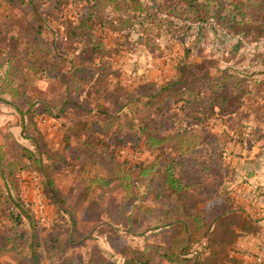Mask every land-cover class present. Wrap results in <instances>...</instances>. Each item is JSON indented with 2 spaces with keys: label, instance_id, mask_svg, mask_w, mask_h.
<instances>
[{
  "label": "trees",
  "instance_id": "16d2710c",
  "mask_svg": "<svg viewBox=\"0 0 264 264\" xmlns=\"http://www.w3.org/2000/svg\"><path fill=\"white\" fill-rule=\"evenodd\" d=\"M11 1L5 0L7 5ZM15 1L23 5L29 15L24 23L13 26L17 27L14 34H10L11 27L8 28L15 22L10 16L9 24H0V102L18 115L20 136L28 144L20 142L11 133L0 134V200H3L0 202V229L6 232L0 236V259L6 252L14 259L4 263L0 260V264H82V255L77 249H81L86 238L75 240L73 236L78 224L76 210L79 209L83 214L93 209L91 219L95 222L104 219L102 225L117 237L119 229L124 236L132 237H140L145 232L158 235L173 232L171 238L161 243L135 246L130 253L123 254L122 264H154L155 261L163 264H214L222 252L231 249H225L222 244L225 235L233 234L229 215L244 212L245 206L235 203L225 188L218 191L213 187L215 193L207 190L210 180H203L214 178L213 166L223 168L225 148L208 141L210 147L201 152L197 147L201 136L195 133V125H205L212 117L225 118L236 113L245 105L246 94L251 92L246 87L260 80L258 91L264 93V75L258 79L251 74H237L229 67L217 70L213 75L200 68V61L187 59L191 48L185 42L188 38L198 48L200 35L209 29L220 33L222 43L235 38L232 52H236L245 41L257 43L264 40V0H164L166 2L155 4L150 2L155 0ZM67 4L77 10L76 18L67 20L66 38L70 44H81V50L70 60L64 52H52L56 44L54 39L49 43L44 38L48 16L57 11H61L62 16L61 9ZM153 6L157 7L154 11ZM41 9L45 10L43 17ZM151 22L159 25L155 38L161 39L167 34L179 43L180 53L173 59L172 76L136 84L126 92L118 84L114 89L108 88L110 82L106 76L112 63L103 58L106 54L104 44L107 43L100 32L107 28L112 35L123 34L125 40L133 34L137 43L147 45L151 43L148 36L151 30L148 23ZM160 43L153 48L163 51ZM168 49L172 51L171 47ZM85 61L94 64L86 65ZM37 74L62 81L65 88L62 95H56L58 105H53L44 95V99L33 101L34 94L29 88L32 77ZM78 90L85 94L89 90L100 92L102 98H108L112 103L121 96L122 99L128 97L125 105H132L130 112L121 123H117L115 131L119 133L125 127L129 139L126 140L128 136L125 135L118 142L124 140L127 145L136 146L140 141L152 154V159L133 164L126 159L119 161V154L109 150L111 145L106 140L105 134L110 128L105 126L103 134L98 136L97 121L88 118L63 123L66 143L85 135V140H78L73 145L76 156L67 158L49 145L35 125L33 106H39L43 115L54 117L67 111H80L86 98L72 99L76 98L73 93ZM164 96L168 100L173 96V106L165 108L173 110L169 116L179 124L183 120L179 115L186 110L193 112L189 116L184 114L190 119L189 126L174 128V124L156 122L150 111L141 108L162 103ZM52 105L58 107L54 115L50 110ZM101 111L105 112L85 110L94 115ZM107 117L112 121L114 114H107ZM199 156L202 159H198ZM106 162L111 163L106 174L96 170ZM23 171L35 172L44 195L60 216V221L53 220L44 233L38 229V223L20 196L18 187ZM58 174H72L84 181L80 200L74 207L66 205V194L61 192L57 183ZM114 189L121 190L122 197L108 206L103 204L104 194ZM95 190L99 191L95 194L100 195L96 201L87 197ZM212 195L217 196L224 206L208 211L204 205ZM149 199L160 207L158 220L153 225L146 224L144 219L152 208L147 203ZM135 211H144L145 215L139 218ZM255 228L252 219H247L240 231H254ZM109 257L103 255L101 261H110ZM108 264L115 263L110 261Z\"/></svg>",
  "mask_w": 264,
  "mask_h": 264
},
{
  "label": "rangeland",
  "instance_id": "374dc122",
  "mask_svg": "<svg viewBox=\"0 0 264 264\" xmlns=\"http://www.w3.org/2000/svg\"><path fill=\"white\" fill-rule=\"evenodd\" d=\"M69 2H71V0H69ZM150 2L155 4L158 2L164 3L166 1L155 0ZM24 8L25 7L19 4L18 1L12 0L10 4L7 5L5 0H0V24H9V16L15 20L12 26H8V28L11 27L10 34H14L16 31L17 27L13 26H19L27 20L29 14L27 15V9ZM155 8L153 6V11ZM61 10L62 16L60 15L61 11L53 12V15L51 14L48 16L47 19L49 20L44 29V38H47L49 43H51L50 40L54 39L56 44H54L55 47L53 46L54 49L52 52H64L70 60L76 52L81 50V44H70L68 42L65 34L67 31L65 26L67 20L76 18L75 12L77 9H75L73 5L67 4ZM44 12L45 10H40L42 17L44 16ZM148 25H150L151 29L148 34L151 38V43L147 45H144L142 42L137 43L136 37L133 34L128 40H125L123 34L118 33L112 35L107 28L100 32V35L107 43L104 44V52L106 54L103 55V58L108 59L112 63L109 68L110 73L106 76L109 78L110 82L108 88L114 89L118 84L119 87L123 88V91L126 92V90L136 84L151 80H163L172 76L174 72L172 68L173 59L180 53L178 52L180 48L178 45L179 43L172 40L170 37L171 35L167 34H163L161 39L155 38L159 25L155 22L148 23ZM161 26L164 25L161 24ZM219 34L218 31H212L211 29L205 31L198 39V48L194 47L187 38L185 44L187 46L189 45L191 48V55H188L187 59L195 58L197 61H200V68H202V70L206 69L213 75L216 74L217 70L229 67L230 70L237 72V74H251L252 77L261 79L264 75V40H260L257 43L245 41L236 52H232L231 47L236 43L235 38L226 40V42L222 43L219 41ZM113 38L120 39L116 41ZM157 42H161L160 44L162 45L163 51H161V48H153V45H157ZM169 47L172 49L171 52L168 49ZM256 53L259 54L256 55ZM100 55L102 56V54ZM85 64L92 66L94 62L90 63L89 61H85ZM69 65L70 64H67V66ZM35 76L37 77H32V85L29 88V92L34 94L33 101L46 97L53 105H58L56 95H62L64 92L63 89L65 88L62 81L46 79L44 76L38 74ZM259 82L246 87L247 90H251V92L250 94H246L245 105L236 113L225 118H209L206 120L205 125L197 124L194 129V131H196L195 133L201 136V140H199L200 142L198 141L199 144L197 145L201 152L210 147L207 143L208 141L212 143L215 142L225 148L223 168L219 169L217 166H213L211 172L214 174V178H205L203 180V182L210 180L208 181L210 186L207 190L211 191V193H215L216 190L222 191V189L225 188L235 203L241 204L242 206L244 205L245 207H247L251 201L255 202V207L264 206V197L260 196L256 201L255 199H251L256 197L255 192L252 194L249 188H246L245 184H243L245 181L243 175L246 172H243V169H248L253 165L245 158H257V162H261L264 168V93L258 91L257 84H259ZM255 85L257 87H255ZM39 91L41 95H39ZM43 95L45 96L44 98L42 97ZM73 96L76 98L72 99L76 100L86 98V101L84 99L81 105L83 109L80 111L60 113L59 117L49 116L47 114L43 115L39 106H33L35 111L33 115L35 125L49 145L60 150L67 158L76 156L77 153L73 151V145L78 143V140H85V135L83 136L82 134L77 140L75 139L76 137L72 140L70 139L69 143H66L63 123L70 124L73 120L77 121L88 118L89 120L92 119L97 121L96 132L98 136L103 134L105 126L110 128L109 132L105 134L107 137L106 140L111 145L109 150L119 154V157H117L119 161H124L126 159L133 164L140 160L147 162L152 159V154L143 148L140 141L136 143V146L133 144L127 145L124 140L122 143L118 142V140L124 138L125 135L128 136L126 140L129 139L125 127L124 130L119 133L115 131L117 123H121L124 120V116L130 112L132 105H125L128 97L127 99H122L121 96L119 100L115 103L113 101L112 103L108 98H102L100 92H90V90L86 94L80 92V90L74 91ZM166 98V96L162 97V103L156 104L153 107L141 106V108L150 111L156 122H164L167 123V125L174 124V128H179L180 125L189 126L190 119L186 118L184 114L189 116L193 112L186 110L183 114L179 115L183 118L182 122L179 124L169 116L173 110L167 111L165 108L167 105L173 106L171 101L173 96H171L169 100ZM110 99L113 100V98ZM167 100L169 101L168 103H166ZM85 102L87 106L84 104ZM53 105L50 106V110L53 113L52 115L56 114L58 108ZM96 105L104 106V108H97ZM155 107L157 108L155 109ZM87 109L91 111L104 110L105 112L101 111L98 115H94L92 112L87 114L85 112ZM107 114H114L112 121L108 119ZM192 124L193 122L190 123V125ZM4 133H11L13 137L20 142L28 144L27 141L20 136L21 127L18 124V115L8 105L0 102V134ZM66 145H68V147H65ZM13 150H15V148ZM192 156L194 157V153ZM198 159H202V157L199 156ZM109 166H111V163L106 162L99 165L96 170L102 174H106V170ZM64 167L63 165V168ZM20 176L18 189L24 201V206L29 208L34 220L38 223V229L40 232L43 231L44 233L49 229L53 220L57 219L56 221H60V216L56 212L55 207L49 203L48 198L44 195L41 189L40 179L35 175V172L23 171L20 173ZM57 179L61 192L66 194V205L74 207L80 200V195L84 189V181L72 174H58ZM0 184H2L1 179ZM213 187L216 190H213ZM97 192L99 191H92L87 197L89 199L94 198L96 201L100 196L99 193L95 194ZM1 196L4 198V195ZM121 197V190L114 189L112 192L104 194L103 204H107L108 206ZM1 201L3 200H0V202ZM147 203L151 205L152 208H150V215H146L144 219L146 224L153 225L156 220H158L160 207L153 199H149ZM204 206L210 211L215 207L217 208V206L223 207L224 204L217 196L214 197V195H212L210 199L207 198ZM68 209L70 210V208ZM83 213V210L82 212L80 209L76 210L78 224L76 226L77 230L73 234L75 240H80V238L84 236L86 238L84 241L85 244L81 246V250H84V252L81 251L82 264H88L89 261V263L92 264H106V262L108 264L110 261H113L115 264H122L121 262L124 260L123 254L127 252L130 253L135 246L141 247L144 246V244L161 243L164 239L168 237L171 238L173 233L167 232L165 235H158L145 232L140 237H132L130 235L124 236L122 234L123 231L119 229L117 233L119 237H117L115 234L109 232V228L106 225H102L103 222H105L104 219L102 222H95L91 219V214L94 213L93 209L88 213ZM135 214L139 218L145 215L144 211L141 213L135 211ZM243 214L242 212L229 215V227L233 234H228V237L225 235V240L222 243L223 245L225 244V249L232 248L238 238V232L241 226L247 223V219H245ZM88 232L90 233L89 235ZM3 234H6V232L0 229V236ZM204 244L205 243L202 245ZM198 245L196 246L197 249L199 248ZM77 250H80V248ZM100 252H105L103 253L104 258L110 256V261H104L106 259L101 261V256L103 255ZM237 253L234 255L230 250H226V252H222V254L217 257L214 264H243V255L240 256V254L238 255ZM0 260L3 263L6 261H14L8 252L2 254ZM74 264L79 263L75 262ZM154 264L163 263L155 261Z\"/></svg>",
  "mask_w": 264,
  "mask_h": 264
},
{
  "label": "crops",
  "instance_id": "0c3cea01",
  "mask_svg": "<svg viewBox=\"0 0 264 264\" xmlns=\"http://www.w3.org/2000/svg\"><path fill=\"white\" fill-rule=\"evenodd\" d=\"M245 159L253 165H251L252 168L243 169V172L246 171L243 175L245 178L243 184H245L246 188H249L252 194L255 192L256 197L251 199H255L256 201L260 196L264 197V168L261 162H257V158L247 157ZM244 208V217L248 220L252 219V223L254 222L256 224V228L254 231H248L246 229L243 232L239 231L238 238L230 251L234 255L240 252L237 254H240V256L243 255V264H264V206L255 207V202L251 201ZM79 251V254H81V251L84 252L81 249ZM100 253L104 255L103 253L105 252Z\"/></svg>",
  "mask_w": 264,
  "mask_h": 264
}]
</instances>
